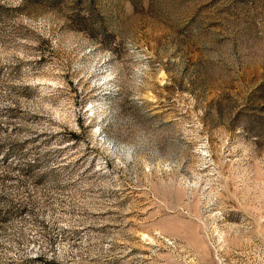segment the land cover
I'll return each instance as SVG.
<instances>
[{
    "label": "rangeland",
    "instance_id": "obj_1",
    "mask_svg": "<svg viewBox=\"0 0 264 264\" xmlns=\"http://www.w3.org/2000/svg\"><path fill=\"white\" fill-rule=\"evenodd\" d=\"M0 264H264V0H0Z\"/></svg>",
    "mask_w": 264,
    "mask_h": 264
}]
</instances>
